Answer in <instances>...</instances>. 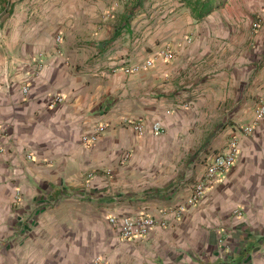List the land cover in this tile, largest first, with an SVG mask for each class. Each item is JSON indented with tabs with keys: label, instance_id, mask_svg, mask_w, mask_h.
I'll return each instance as SVG.
<instances>
[{
	"label": "crops",
	"instance_id": "crops-1",
	"mask_svg": "<svg viewBox=\"0 0 264 264\" xmlns=\"http://www.w3.org/2000/svg\"><path fill=\"white\" fill-rule=\"evenodd\" d=\"M195 1L0 0V264H264V117L242 131L264 102V0ZM233 135L231 169L178 215ZM138 214L165 224L125 239L108 220Z\"/></svg>",
	"mask_w": 264,
	"mask_h": 264
},
{
	"label": "built area",
	"instance_id": "built-area-1",
	"mask_svg": "<svg viewBox=\"0 0 264 264\" xmlns=\"http://www.w3.org/2000/svg\"><path fill=\"white\" fill-rule=\"evenodd\" d=\"M262 17H264V7L261 11ZM264 23V20L259 18L258 20L252 23L253 28H257ZM61 35H57L55 37L56 42H61ZM161 59L163 61H169L173 58V52L169 44L159 47L151 56L144 59L142 63H134L126 65L123 69L126 73H133L142 68L150 67L155 59ZM28 85L22 87L21 91L23 94L28 92ZM61 96H54L53 100L50 103V106L53 107L56 103L62 101ZM264 117V102L261 101L257 104L254 108V117L252 120L251 125L243 126L242 131L248 133L252 130V125L256 124L260 119ZM105 126L104 125H97L94 131L89 135H83L81 137L82 142L84 143H91L94 142L98 135L103 132ZM133 129L140 135L146 132V128L141 123H134ZM2 131L0 125V132ZM149 132L152 136L158 137L163 132L162 123L159 120H154L150 124ZM3 148L0 147V151ZM239 152L238 147V139L237 135H233L229 138L227 143V148L224 149L221 153L216 154L206 165L203 174L199 177V179L192 185L190 188L189 195L184 199L182 203H180L175 211L179 215L183 212L186 206L195 205L202 195L205 192L208 184L218 175L227 172L233 166L236 157ZM30 158L31 156L28 155ZM128 157V154L125 155ZM17 199H20L19 195L17 194ZM109 222L117 225L121 236L125 239H131L139 236L146 235L149 231L154 229L156 226H163L165 223L163 220L157 219L151 215L147 214H138L135 216H121L119 218L116 217H109ZM90 264H104V261L101 257H96L92 260Z\"/></svg>",
	"mask_w": 264,
	"mask_h": 264
},
{
	"label": "trees",
	"instance_id": "trees-1",
	"mask_svg": "<svg viewBox=\"0 0 264 264\" xmlns=\"http://www.w3.org/2000/svg\"><path fill=\"white\" fill-rule=\"evenodd\" d=\"M192 10L193 12L197 11L198 17L201 16L204 13V10H202V2L200 0H196Z\"/></svg>",
	"mask_w": 264,
	"mask_h": 264
},
{
	"label": "rangeland",
	"instance_id": "rangeland-1",
	"mask_svg": "<svg viewBox=\"0 0 264 264\" xmlns=\"http://www.w3.org/2000/svg\"><path fill=\"white\" fill-rule=\"evenodd\" d=\"M138 2H140L145 7V10H151L154 7L152 5V0H138Z\"/></svg>",
	"mask_w": 264,
	"mask_h": 264
}]
</instances>
